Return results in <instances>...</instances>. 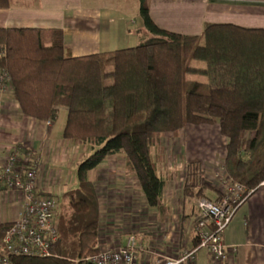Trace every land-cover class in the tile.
Instances as JSON below:
<instances>
[{"label": "trees", "instance_id": "trees-1", "mask_svg": "<svg viewBox=\"0 0 264 264\" xmlns=\"http://www.w3.org/2000/svg\"><path fill=\"white\" fill-rule=\"evenodd\" d=\"M138 1L139 45L109 52L73 57L60 30L0 27V73L8 74L20 111L53 122L65 108L62 137L88 152L51 256L24 264H74L100 251L101 204L89 174L111 156H123L149 206L162 211L168 178L159 176L153 152L164 134L188 125H218L226 175L254 192L264 182V29L205 23L199 35L170 32L151 18L150 0ZM9 6L0 0V9ZM203 175L199 162L188 164L193 181L185 194L215 189ZM7 228L0 225V247Z\"/></svg>", "mask_w": 264, "mask_h": 264}, {"label": "crops", "instance_id": "crops-1", "mask_svg": "<svg viewBox=\"0 0 264 264\" xmlns=\"http://www.w3.org/2000/svg\"><path fill=\"white\" fill-rule=\"evenodd\" d=\"M138 12V0H10L8 8L0 9V27L60 30L65 48L78 57L113 51L120 37L138 36L143 28ZM149 12L160 28L180 34L199 35L205 23L264 29V0H150ZM134 17L137 20L130 21ZM138 24L134 30L129 27ZM65 122L61 111L53 122L28 117L20 111L11 89L0 90V166L15 149L22 156L32 152L38 159L40 189L56 195L50 176L56 173L57 184H64L67 178L75 182L73 170L86 154L80 144L62 137ZM226 144L218 125H188L179 134L163 135L153 152L159 176L168 178L162 211L149 206L121 154L91 171L89 178L101 204V248L124 245L135 234L139 245L149 252L139 251L137 264H163L165 257H178L195 248L199 197L185 194V185L193 181L188 177V164L199 162L204 169L202 182L209 183L207 171L223 160ZM215 168L213 176L219 175ZM216 183L218 190L209 188L204 197L220 196L219 180ZM21 211L16 192L0 191V225L14 222ZM223 242L227 245L223 260H215L201 249L190 264H264V187L237 208Z\"/></svg>", "mask_w": 264, "mask_h": 264}, {"label": "built area", "instance_id": "built-area-1", "mask_svg": "<svg viewBox=\"0 0 264 264\" xmlns=\"http://www.w3.org/2000/svg\"><path fill=\"white\" fill-rule=\"evenodd\" d=\"M12 90L10 78L0 73V90ZM219 179L220 196L217 199H197L199 219L198 245L178 257H165L163 264H190L196 253L206 249L215 260H223L227 245L223 233L237 208L252 194L242 184L233 181L222 171ZM264 187V182L259 188ZM0 191L16 192L22 202L18 219L8 225L0 247V264H24V258H47L59 240V199L57 195L42 192L38 183V159L32 152L22 156L12 151L0 166ZM145 251L135 234H130L124 245L101 248L96 254L73 260L74 264H137V254ZM148 252V251H145ZM149 253V252H148Z\"/></svg>", "mask_w": 264, "mask_h": 264}, {"label": "rangeland", "instance_id": "rangeland-1", "mask_svg": "<svg viewBox=\"0 0 264 264\" xmlns=\"http://www.w3.org/2000/svg\"><path fill=\"white\" fill-rule=\"evenodd\" d=\"M138 14H139V12H138ZM135 20H137V17L132 18L130 21H135ZM129 27L134 30V29H136V27H139V24H138V26H136V25H132V26L129 25ZM140 36H141L140 34H138V36L132 34L131 36H128L127 38L120 37L119 40L115 44H113L112 47H113L114 50H116V49H121V48H127V47L137 46V45H139L140 40H141L140 39ZM198 65L204 67L205 64H204V62H198ZM200 78H201V80L203 82H206L207 81V78L205 76H200ZM65 116H66V109L63 108L61 110V117H64L65 118ZM179 133L180 132H178L176 134H179ZM80 146H81V148H83L85 150V153H88L87 152V148L85 146H83V145H80ZM214 168L215 167H213V168L210 167V169H208V171H207L208 172L207 173L208 174L207 180L209 182L208 184H211V185H213L214 187L217 188V186H218L217 184L218 183H216V181L218 182V180L221 178V175L223 174L222 171L225 169L224 164H223V160H219V163L216 164V168H215L216 171H214V172H219L218 173L219 175H215V176L212 175L213 174L212 172H213ZM71 170H72V168H71ZM73 171H74L73 173H75L73 175H75V177H77V175H76V173H77V167H75V170H73ZM59 180L60 179L57 177L56 173H53L50 176V183L52 184V185L50 184V186L52 187L53 192L56 193V195H57V197L59 199V206H60L59 214L61 215V212L63 213L66 210V208H65L66 205L65 204H66V201L68 199V196L71 193H74L75 192V189L78 187L79 182H78L77 179L75 180V182H73L72 180L69 181V179L67 178L68 181H65L64 184H61V183L60 184H57L59 182ZM62 247L64 248V251H67L68 250L67 249L68 244H66V243L64 244L63 243V246ZM72 257H77V256L73 254Z\"/></svg>", "mask_w": 264, "mask_h": 264}]
</instances>
